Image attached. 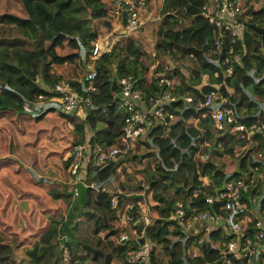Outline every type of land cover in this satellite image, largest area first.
Returning a JSON list of instances; mask_svg holds the SVG:
<instances>
[{
    "label": "trees",
    "instance_id": "obj_1",
    "mask_svg": "<svg viewBox=\"0 0 264 264\" xmlns=\"http://www.w3.org/2000/svg\"><path fill=\"white\" fill-rule=\"evenodd\" d=\"M116 1L0 0V114L21 113L23 101L32 102L40 94L56 96L53 86L60 78L68 79L78 92H83L85 75L73 79L59 74L55 66H84L96 40L109 34L119 20L122 28L128 5L119 0L123 7L119 14ZM145 2L143 16L153 7V0ZM203 2L161 0L159 8L164 15L154 31L152 49L119 27L120 37L112 49L91 60L97 69V89L93 105L85 107L83 116L68 114L75 132L71 146L85 141L91 146H119L125 114L118 103L119 78L136 75L146 92L155 96L165 84H158L153 74L149 76L148 67L156 60L166 63V56L172 63L167 74L172 82L170 91L194 99L185 102L178 98L166 103L173 113L169 125L154 123L126 156L89 165L87 175L95 186L79 184L78 194L73 195L66 183L37 177L11 157L0 158L4 185L16 196L33 198L41 205L32 236H26V227L21 233L19 227L0 228V264H131L128 254L135 235L121 241L123 229H135L137 234L144 231L149 237L153 243L150 264H218L228 239L237 241V249L227 254L230 264H264L263 251L255 248L259 227L251 215L254 210L264 215L263 129L250 127L243 136L229 129L216 130L207 117H201L204 107L196 108L200 96L196 86L206 76L209 82L203 86L205 91L218 83H222L223 93H227L224 83L231 89L228 105L247 126L264 120V46L258 32L248 24L264 27V4H249L241 14L251 37L246 32L243 40L233 42L226 34L216 47L213 40L217 29L200 14ZM231 45L241 58L231 61L233 71L226 75L224 69L230 59L222 60ZM57 110H61L57 102L45 100L44 107L35 108L32 114L40 120ZM193 118H198L199 126L191 122ZM199 148L208 157L197 165L192 157ZM68 162L67 158L66 166ZM7 167L12 170L2 173L1 169ZM237 175L256 177L243 193L241 207L223 208L217 199L209 204L192 195L194 188L203 186L202 176L207 178V190L216 195L226 181ZM108 181L112 183L103 185ZM113 193H119L116 205L110 201ZM52 199L72 205L66 217L62 211H52ZM177 200L183 201L187 215L209 210L221 213L223 218L201 221L196 231L185 230L168 217ZM128 203L133 206L126 208ZM141 206L156 216L155 223H121L119 212H132ZM240 216L245 217V223L242 231L236 232L225 218L233 223ZM16 223L15 217L12 224ZM200 237L202 243H198ZM22 246L26 259L15 254ZM193 251L199 252V261L193 259Z\"/></svg>",
    "mask_w": 264,
    "mask_h": 264
},
{
    "label": "built area",
    "instance_id": "obj_2",
    "mask_svg": "<svg viewBox=\"0 0 264 264\" xmlns=\"http://www.w3.org/2000/svg\"><path fill=\"white\" fill-rule=\"evenodd\" d=\"M116 12L120 14L123 10L121 2L116 1ZM128 5L129 13L125 18V23L122 28L116 25L109 34L99 37L90 53V60L84 64V74L87 79V84L83 92H78L66 78L58 79L53 86V90L57 93L56 96L48 97L40 94L35 100L23 101V111L32 113L35 108L40 109L44 107L45 100L57 102L63 112L70 113H84L85 107L93 105V93L97 89L96 76L97 69L91 60L98 57L103 52L110 51L116 41L120 37V31L124 33H131L139 29L143 21V14L146 11L145 0H124ZM248 0H204L200 5V14L205 17L208 22L214 25L217 32L215 34L213 45L219 46L222 38L229 34L231 41L236 42L245 36V23L241 19V14L245 7L248 6ZM253 5V4H252ZM120 27V28H119ZM118 31V33H116ZM234 46L231 45L225 58L222 62H227L224 69L226 75H230L233 71L231 61H239L241 55L234 51ZM172 68V63H160L156 60L150 66L148 75L153 74L157 78V83L165 86L162 87L161 92L155 96L150 95L139 84V77L133 74L125 75L119 78L120 92L118 94L119 107L125 110L122 123V133L120 135V145L105 148L102 145L96 144L91 146L88 141L77 143L71 146L68 152L67 175L64 182L68 185V189L73 195L78 194L79 184L95 186V182L90 179L88 174L89 165H102L110 161H115L121 156H126L138 146V140L149 131L154 123L161 125H169V121L173 117V113L166 108V103L178 98H183L185 102L193 101L192 95H177L172 94L170 87L172 85L171 79L167 77L168 72ZM227 93L221 91L222 83L213 85L209 90L200 92V96L196 103V108L204 109L201 112V117H207L212 121L214 127L218 130L229 129V131L236 132L240 136L248 133L250 127L261 128L264 133V120H259L257 123H252L250 126L245 124L235 115L233 108L228 105L229 94L231 89L224 83ZM157 122H154V121ZM193 124L199 126L198 118L191 120ZM249 127V128H248ZM205 145L207 142L204 143ZM208 157V154L197 149L194 152L193 159L197 165H200ZM258 176L262 178V174ZM203 186L193 189V196L202 198L206 203L212 204L215 199L222 202L223 208H232L233 206H243L242 195L248 190L250 182L256 179L252 176L246 179L244 175H237L226 181L221 189L217 191L216 195L207 190V178L202 176ZM112 181L105 182L103 185H108ZM119 193H113L110 197L112 205H116ZM133 203H128L126 208H131ZM168 217L174 221L176 225L185 229L196 231L201 221L217 222L223 218L221 213H214L209 210L195 212L191 215L186 214L182 200H177L174 204V209L170 211ZM121 223L132 226L147 225L156 222V216H153L149 209L140 207L132 212L123 210L119 212ZM225 222L230 224V227L236 231H242L245 223V217L240 216L233 223H230L229 218H225ZM255 225L259 227L255 237V248L264 253V228L260 220L255 219ZM135 235L133 248L129 251L128 261L131 264H150V251L153 243L144 231L137 234L135 229H123L120 232L119 239L125 241ZM203 238L198 239V243H202ZM261 241V243L259 242ZM237 249V241L235 239H228L225 242V248L222 250V260L218 264H230V258L227 256L229 252ZM252 251V250H251ZM196 255V252H192Z\"/></svg>",
    "mask_w": 264,
    "mask_h": 264
},
{
    "label": "rangeland",
    "instance_id": "obj_3",
    "mask_svg": "<svg viewBox=\"0 0 264 264\" xmlns=\"http://www.w3.org/2000/svg\"><path fill=\"white\" fill-rule=\"evenodd\" d=\"M160 3L161 0H153V7L145 16H143V21L139 29L134 30L130 33L131 35L137 37L141 41L142 45H144L147 49L153 48V43L155 38L154 31L162 24L161 19L164 13L160 11L159 8ZM248 4H253L258 7H261L264 4V0H248ZM244 32L246 35L247 31ZM116 33H118V31H116ZM247 35L248 37H251V34L249 32H247ZM165 59L167 63L171 62L169 56H166ZM160 63L162 64V62ZM75 65H76V70H78V72H75L74 74L81 75V73H83L84 71V66L82 65L81 67L77 64ZM74 66L72 67L74 68ZM208 82H209L208 79L206 78V76H204L202 82L200 83L201 89L199 90V92H204L205 89L203 88V86L208 85ZM69 113L70 112H68L67 114H62L61 112L58 113V111L57 113L49 112L47 113L46 116H44L41 119V121H36L35 118L27 116L25 117V119L20 118L19 123H15L14 121L7 123V125L12 126L11 129L14 130V133H10V135L14 134L15 136L18 137L24 136L26 138L25 148L27 150H31L37 147L40 148L39 151L42 152V154H39L38 152V159L36 158L35 152H32V158H30L32 162L30 163V167L24 166L18 160L21 166L29 170L33 167L34 164L35 168H38L39 166L41 167L42 171L48 174V177L47 176H42V177H47L50 179V181L65 183L64 179L67 175V171L65 169L66 164H65L64 153L66 151L68 152L70 151L71 144L73 143V139L75 135L72 123L68 122ZM208 122L214 129H216L212 121H210V119H208ZM15 128H16V133H15ZM11 138L12 137L10 136V140L11 142H13V139ZM32 151H36V150H32ZM26 155L29 156L30 152L26 153ZM35 161H37L38 163H36ZM22 162L28 163L29 161L23 160ZM52 167L56 169H52ZM51 201H52L53 212L62 211L63 217H66L68 210L70 212L72 205L69 206V203H66L65 200L52 199ZM146 208L149 209L148 207ZM57 218L59 219L60 217L58 216ZM83 228H85V226L80 228V230H82ZM23 247L24 246H22L20 250H16L15 254L20 256L21 258L26 259V256L24 255ZM195 249L197 251L198 248L196 247ZM196 255H194L193 259L195 261H199L200 259L199 252L196 253ZM21 258H19V260H21ZM27 264L29 263L27 262Z\"/></svg>",
    "mask_w": 264,
    "mask_h": 264
},
{
    "label": "crops",
    "instance_id": "obj_4",
    "mask_svg": "<svg viewBox=\"0 0 264 264\" xmlns=\"http://www.w3.org/2000/svg\"><path fill=\"white\" fill-rule=\"evenodd\" d=\"M120 23H121V20L113 24V26H116L118 24L120 25ZM105 35H102V36H105ZM151 64L148 67V71L150 69ZM72 66H74L73 63L57 65L55 66V70L59 74H62V75H71L73 79L81 78L84 74V71L83 73H81V75L79 74L75 75L74 73L78 72V70H76V65L74 66V68ZM212 85H215V84H212ZM196 89L198 91L201 89L200 84L196 86ZM57 111H50V112L57 113ZM60 112L62 114H65L64 112L59 110L58 113ZM77 114L82 115V116L84 115L83 113H77ZM27 116L34 118L32 113H28L24 111L21 113H17V112L7 113L6 112L4 114H0V158L11 157L16 162H18L19 160L24 166L30 167V163L32 162L30 160V158H32V152H35L36 158L38 159V152L39 154H42V152L39 151L40 148L35 147L34 149L27 150L25 148L26 138L24 136L18 137V136H15L14 134L10 135V133H14V130L11 129L12 126L7 125V123L12 122V121H14L15 123H19L20 118L25 119V117ZM36 121H41V119L36 120ZM15 133H16V128H15ZM10 136L12 137L11 139H13V142H11ZM32 150H36V151H32ZM29 152H30V155L29 156L26 155V153H29ZM67 155H68V151L64 153L65 160L67 159ZM21 160L29 161V162L25 163V162H22ZM35 162L38 163L37 161ZM52 169H56V168L52 167ZM65 169L67 170V166ZM11 170H12L11 167H7L4 169H1V172L5 173ZM29 170L32 171V173L35 174L37 177H42V176L48 177V174L42 171L41 167L38 166V168H35L34 164H33V167ZM1 185H3V188L0 189V228L6 230L7 227L8 229L11 227H15V228L19 227V232L21 233L24 227H26V230H28L26 232V236H32L34 232L36 231V230L33 231V228H35L34 225H37L38 223V215L41 210V205H39L38 202L34 200L33 198H29V197L21 198L13 194L11 190L6 185H4L0 177V186ZM26 186L28 188L30 187V185L29 186L26 185ZM111 186H113V184H111ZM33 192L36 193L37 191L33 189ZM33 208H35V210H33ZM251 215L256 220H260L261 225L264 228V215L255 210L254 212L252 211ZM15 217L17 218V223L13 225L12 221ZM27 217L29 220L26 222L25 218ZM43 217L44 216L42 215V218ZM5 222L7 225H2V223L5 224ZM17 260H19V258H17Z\"/></svg>",
    "mask_w": 264,
    "mask_h": 264
},
{
    "label": "water",
    "instance_id": "obj_5",
    "mask_svg": "<svg viewBox=\"0 0 264 264\" xmlns=\"http://www.w3.org/2000/svg\"><path fill=\"white\" fill-rule=\"evenodd\" d=\"M249 26H251L255 31L258 32L260 38H261V42L264 46V27L262 26H258L255 23L252 22H248Z\"/></svg>",
    "mask_w": 264,
    "mask_h": 264
}]
</instances>
